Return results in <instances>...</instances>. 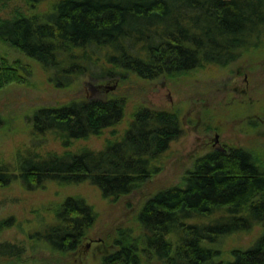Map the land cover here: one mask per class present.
<instances>
[{
	"label": "trees",
	"instance_id": "16d2710c",
	"mask_svg": "<svg viewBox=\"0 0 264 264\" xmlns=\"http://www.w3.org/2000/svg\"><path fill=\"white\" fill-rule=\"evenodd\" d=\"M22 3L34 13L0 16V43L38 63L58 89L84 76L96 81L129 75L144 81L174 79L211 67L226 69L245 55L264 51V0ZM43 5L47 8L38 11ZM31 73L21 60L0 54V92L29 84ZM126 108L127 99L120 96L75 98L41 106L28 121L33 138L51 134L67 148L107 130L115 133ZM180 135L176 113L139 107L121 140L108 141L102 150L45 157L29 152L15 167L0 163V188L17 180L26 190L44 189L47 183L62 188L89 183L104 199L116 202L148 187L158 172L153 162ZM145 197L136 216L140 234L128 228L107 238L104 244L115 250L105 253L101 264H264L261 153L235 145L215 149L194 161L181 185ZM97 222L93 206L75 196L45 206L26 224L14 216L2 219L0 235L15 229L23 239L0 240V264H74ZM255 227L261 232L249 247L220 258L223 241ZM30 255L39 261L30 262Z\"/></svg>",
	"mask_w": 264,
	"mask_h": 264
},
{
	"label": "rangeland",
	"instance_id": "374dc122",
	"mask_svg": "<svg viewBox=\"0 0 264 264\" xmlns=\"http://www.w3.org/2000/svg\"><path fill=\"white\" fill-rule=\"evenodd\" d=\"M46 8L43 5L38 11ZM14 12L32 14L34 10L28 11L22 0H0L2 18L10 17ZM0 54L11 61L21 60L32 72L28 77L29 84L11 85L0 92V163H11L15 167L18 159L29 152L45 157L49 153L62 154L68 150H102L108 141L121 140L132 114L139 107L165 110L179 116L181 135L171 143L167 152L153 162V169L158 172L143 192L112 202L104 199L101 192L89 183L63 188L47 183L44 189L26 190L17 180L8 187L0 188V220L14 216L18 223L26 224L45 206L70 196L82 197L93 206L98 222L75 257L74 264H101L104 254L115 250L104 243L121 229L130 228L136 236L139 235L136 216L145 196L172 185H181L197 158L227 145L253 149V152L264 156V51L245 55L226 69L211 67L174 79L162 77L144 81L129 75L124 80L118 76L96 81L84 76L64 89L55 88L41 66L19 51L0 43ZM111 96L127 99L126 117L115 133L107 130L101 137L77 141L67 148L55 141L51 134L44 138L32 137L28 119L35 109L59 105L75 98L105 100ZM252 120H257L259 124L253 127ZM43 139H47L45 144L34 145L35 141ZM260 232V227H255L250 233L227 238L218 247L222 253L220 258H230L229 252L234 248L249 247ZM21 239V231L15 229L0 235V240ZM30 256V262L39 261Z\"/></svg>",
	"mask_w": 264,
	"mask_h": 264
},
{
	"label": "water",
	"instance_id": "95a60500",
	"mask_svg": "<svg viewBox=\"0 0 264 264\" xmlns=\"http://www.w3.org/2000/svg\"><path fill=\"white\" fill-rule=\"evenodd\" d=\"M216 137L218 138V135Z\"/></svg>",
	"mask_w": 264,
	"mask_h": 264
}]
</instances>
